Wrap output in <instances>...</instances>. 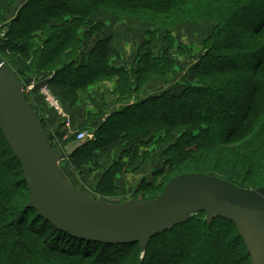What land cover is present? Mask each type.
Instances as JSON below:
<instances>
[{
	"label": "trees",
	"instance_id": "1",
	"mask_svg": "<svg viewBox=\"0 0 264 264\" xmlns=\"http://www.w3.org/2000/svg\"><path fill=\"white\" fill-rule=\"evenodd\" d=\"M16 1L0 0V24L16 12L0 53L18 80L49 78L69 109L91 99L93 88L114 83L119 107L102 110L96 124L87 112L77 128L94 130L95 137L67 158L79 175L89 164L100 172L91 196L123 197L126 184L116 177L140 172L139 155L147 157L142 150L152 145L164 147L163 162L150 171L151 183L140 180L146 196L140 201L155 198L181 174L212 175L244 189L264 185V0H27L13 11ZM100 13L156 28L145 34L135 70L112 61V39L101 36V22H92ZM22 22L25 31L17 29ZM202 24H211V31L185 77L198 84L174 93L168 54L181 46L171 33ZM157 30L164 36L160 57L150 50ZM151 80L162 81L163 89L136 96ZM97 153L113 162L102 169ZM28 199L20 163L0 132V264H250L235 226L221 218L208 226L204 213L151 239L141 258L138 244L104 245L58 231L26 207Z\"/></svg>",
	"mask_w": 264,
	"mask_h": 264
},
{
	"label": "water",
	"instance_id": "2",
	"mask_svg": "<svg viewBox=\"0 0 264 264\" xmlns=\"http://www.w3.org/2000/svg\"><path fill=\"white\" fill-rule=\"evenodd\" d=\"M0 63V132L20 163L29 199L26 207L58 231L104 245L138 244L141 258L154 237L205 214L208 226L231 222L243 241L250 264H264V185L244 189L216 176L190 173L170 179L146 201L104 202L76 188L60 161L83 145L73 141L53 148L39 117L27 102L24 86Z\"/></svg>",
	"mask_w": 264,
	"mask_h": 264
},
{
	"label": "rangeland",
	"instance_id": "3",
	"mask_svg": "<svg viewBox=\"0 0 264 264\" xmlns=\"http://www.w3.org/2000/svg\"><path fill=\"white\" fill-rule=\"evenodd\" d=\"M27 0H17L14 4L13 11H18L19 8H21L24 3ZM16 13V12H15ZM14 14H11V16H7L4 23L0 24V40L3 43L6 41V34L9 32L12 21L14 20ZM17 16V14H16ZM98 16V15H97ZM94 15L92 22L99 23L101 22L103 24L104 29L101 31V36L103 38H111V47H112V61L115 65L122 66L128 70H135V68L138 67L139 58L137 57L139 47L144 43L146 40H148L149 36L147 32H152L156 30L154 26L148 25V24H141L137 23L135 21H128L123 19H115L112 16L106 15L104 13H100L97 17ZM9 17V18H8ZM11 18H13L11 20ZM32 23V21H31ZM26 24L22 22V25L17 26V29H23L25 31ZM211 31V24H202L199 26H191V25H182L178 29H175L174 32H172V36L175 40V46H181V50L177 49V51L172 50L168 54V58L170 59V63L174 65L172 67V74L176 73L175 79L173 82L175 84V89L173 90L174 93H179L182 91L183 88H185L187 85L194 86L195 84H198L196 82L190 81V75L188 78L186 77V73L190 71L193 66L195 65L197 59L202 56L203 51V40L209 36ZM82 32V29L81 31ZM163 33L160 30H157L155 38L157 41L154 43V47H151L152 54L156 57L162 56L161 52L164 51V44L162 43ZM25 37L22 39L24 40ZM9 59H6L2 53H0V62H5ZM12 61V59H10ZM172 60V61H171ZM174 63V64H173ZM8 65H10L8 63ZM12 70V69H11ZM13 73L17 72L15 70H12ZM15 71V72H14ZM36 73V72H33ZM19 75V73L17 72ZM36 82H38L39 79H37L36 75H34ZM170 78V77H168ZM166 78V79H168ZM49 78H47L48 80ZM171 81V79H170ZM164 83L159 80H151L149 83L146 84L144 88H142V91L139 92L136 96L141 97H147L150 94L158 93L163 89ZM162 87V89H160ZM101 89V91H99ZM114 90V83L107 82L105 83L104 87H98V89L93 88L91 90L90 97L91 99H83L79 102H77L75 108L76 109H69L67 106L64 105L61 99V92L59 89H55L52 93L55 95L57 100L59 101V105L61 107L62 114H58L55 110L49 109L43 102L42 97L36 92V95H34V92L26 97L28 99H31L30 105L35 109L37 116L42 120V123L45 126V131L50 137L51 144L57 148L62 149V143L66 139H70L74 137V141L76 140V136L80 133H83L88 139L92 140L95 137L94 130H85V131H79L77 128V123L80 124L82 122V117H86L87 112L93 114L91 115L94 118L95 124L98 122L100 123L101 120L104 118V111L106 110V113H110L111 110H113L115 107H119L118 104H116L113 101V94L111 92ZM104 91V93H103ZM85 97V96H84ZM107 100V102L104 101ZM67 107V108H66ZM73 110H75V113H73ZM76 110L78 111V115L76 116L75 120V114ZM103 116L101 117V114ZM64 116V118L62 117ZM67 119L69 120L68 125H66ZM65 120L64 124L62 121ZM94 123V122H92ZM61 136V137H60ZM156 141V140H155ZM164 147H158L156 145H152L149 150H142L144 153H146L147 157H144L142 155H139L140 158L138 160V163L143 162L140 172L136 174L127 173L118 177H123L124 182L126 183V186L122 189L124 194L121 198H103L99 196H95L96 198L108 202V203H114L117 201L124 200L125 202L130 199H135L137 201H140V198H146V196L142 197L141 193L139 192V182L141 179L144 181L151 183L153 181L152 174L150 171L156 167L158 164L162 165L163 159L161 158V153ZM119 151L117 152L116 156L119 155ZM138 156V157H139ZM114 159H116L114 157ZM96 163L100 164L102 166V169L106 168L113 160L106 159L102 157L99 153H97ZM160 165V166H161ZM60 167L63 170V172L66 174V176L69 178L70 182L78 188L80 191L91 195V189L85 187L86 184L96 183L97 178L99 177V171H94L93 164H89L86 166L83 174L79 175L72 167L69 165V161L67 158H64L62 161H60ZM143 177V178H142ZM162 178V177H161ZM161 178H156V182L159 183L161 181ZM123 180V179H122ZM246 185V184H245ZM241 187V186H240ZM246 187H249L246 185ZM242 188V187H241ZM253 189V188H251ZM124 202V203H125Z\"/></svg>",
	"mask_w": 264,
	"mask_h": 264
},
{
	"label": "built area",
	"instance_id": "4",
	"mask_svg": "<svg viewBox=\"0 0 264 264\" xmlns=\"http://www.w3.org/2000/svg\"><path fill=\"white\" fill-rule=\"evenodd\" d=\"M47 79L44 80H36L31 81L29 85L24 86V94L25 97L31 94L32 92H36L42 97V100L44 104L49 108L55 110L58 114H62L61 107L59 105V101L55 97V95L52 93L51 88L47 85ZM64 118V116H62ZM65 120L62 121L64 124ZM69 120L67 119L66 125H68ZM86 139H88L83 133H80L76 136V141L84 142Z\"/></svg>",
	"mask_w": 264,
	"mask_h": 264
},
{
	"label": "crops",
	"instance_id": "5",
	"mask_svg": "<svg viewBox=\"0 0 264 264\" xmlns=\"http://www.w3.org/2000/svg\"><path fill=\"white\" fill-rule=\"evenodd\" d=\"M160 89H162V87H160ZM117 108H118V107H115L114 109H117ZM111 111H112V110H111ZM73 113H75V110H73ZM77 115H78V111L76 110L75 120H77V119H76V116H77ZM77 125H78V123H77ZM77 125H76V126H77ZM122 179H123V180H122ZM115 182H116L118 185L126 184V183L124 182V178H123V177H116ZM94 185H95L94 182H93V184L88 183V184L85 185V187H87V188H89V189H92Z\"/></svg>",
	"mask_w": 264,
	"mask_h": 264
}]
</instances>
